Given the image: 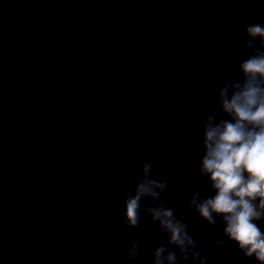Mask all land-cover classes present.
I'll return each mask as SVG.
<instances>
[{
    "label": "water",
    "instance_id": "1",
    "mask_svg": "<svg viewBox=\"0 0 264 264\" xmlns=\"http://www.w3.org/2000/svg\"><path fill=\"white\" fill-rule=\"evenodd\" d=\"M258 20L264 0H0V264H123L134 242L130 264H152L166 236L123 219L146 161L208 264H255L188 202L208 194L205 117Z\"/></svg>",
    "mask_w": 264,
    "mask_h": 264
},
{
    "label": "clouds",
    "instance_id": "2",
    "mask_svg": "<svg viewBox=\"0 0 264 264\" xmlns=\"http://www.w3.org/2000/svg\"><path fill=\"white\" fill-rule=\"evenodd\" d=\"M243 36L247 57L238 61L239 76L223 80L215 111L202 128L199 174L208 182V194L192 193L188 207L209 226L222 224L224 239H216V247L223 248L226 239L245 259L264 264V20L247 25ZM178 160L184 171L183 153ZM152 167L144 162L142 179L124 192V223L136 229L145 220L166 236L167 242L155 247L152 264H208L188 224L161 201L168 183L153 178ZM138 257L134 242L123 264Z\"/></svg>",
    "mask_w": 264,
    "mask_h": 264
}]
</instances>
